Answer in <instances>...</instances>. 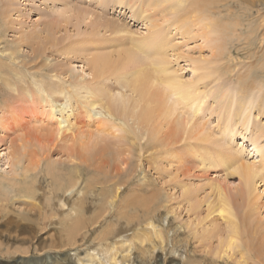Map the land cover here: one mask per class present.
Instances as JSON below:
<instances>
[{
  "label": "rangeland",
  "instance_id": "374dc122",
  "mask_svg": "<svg viewBox=\"0 0 264 264\" xmlns=\"http://www.w3.org/2000/svg\"><path fill=\"white\" fill-rule=\"evenodd\" d=\"M121 2L0 0V185L6 187L18 178L14 192L7 187L8 197H13L0 200V264H84L89 255L87 245L99 240L115 242L109 237L128 224L132 227L129 232L139 231L149 241L141 249V239L132 238L134 252L126 264H264V165L252 150L257 135L264 151V129L260 128L264 125V0H212V4L210 0H181L175 10L172 7L177 0ZM196 9H201L199 17ZM185 17L190 22L180 28ZM210 17L218 23L217 29H209ZM153 24L160 26L147 28ZM115 26L136 35L109 32ZM163 30L167 72L192 84L201 96L195 118L209 135L208 140L193 138L152 148L145 143L140 154L121 138L126 134L116 130L113 136L103 137L114 148L124 150L120 156L94 152L86 155V161L70 167L80 162L78 145L55 136V127L64 115L55 111L57 106L49 114L48 103L40 99L42 93L36 88L50 79L64 90L69 84L91 80L82 50L93 42L111 48L112 42L119 46L127 38L141 39ZM208 31L212 34L208 35ZM218 37L224 42L221 52L214 50L210 42ZM70 44L76 50L65 52ZM26 87L32 88V101L23 95ZM62 96L56 97L59 103L65 102ZM71 114L69 121L83 137L93 134L103 123L102 119L97 122L98 117L91 111L82 113L75 103ZM226 121L231 123V138L223 135ZM159 139L165 141L163 133ZM6 153L18 161L13 171L4 161ZM211 153L215 156L212 162ZM228 155L253 161L259 172L249 199L237 194L241 185L236 174H229L232 164H219V157L225 161ZM37 161L40 168L25 183L36 178V195L21 198L19 192L24 187L19 176L23 168ZM48 164L62 174L79 170L84 194L79 202L78 194H74L67 206L69 209L77 204L81 208L82 225L78 231H70V216L64 218L66 209L46 213L42 207V192L50 189L52 182L45 174ZM118 171L121 175L115 176ZM128 177L120 194L123 199L109 205L103 204L102 198L110 194V187L88 194L84 188L88 180L103 186L117 180L123 184ZM215 184L226 190L237 221L245 230L242 247L247 250L240 248L241 252L224 254L223 246L219 254L215 253L219 239L225 241L227 234L224 220L216 212H209L213 204H218ZM94 201L95 208L83 210L87 202ZM148 222L162 231V245ZM150 242L155 244L154 250Z\"/></svg>",
  "mask_w": 264,
  "mask_h": 264
},
{
  "label": "bare ground",
  "instance_id": "6f19581e",
  "mask_svg": "<svg viewBox=\"0 0 264 264\" xmlns=\"http://www.w3.org/2000/svg\"><path fill=\"white\" fill-rule=\"evenodd\" d=\"M116 1L119 3V1L121 2L122 0ZM151 2L152 0H149V4ZM180 4L181 0H177L176 3L174 2V7L172 8L175 10ZM210 4H212V0H210ZM196 12L199 17L201 9H196ZM186 19L187 17L184 18V22H180V28L183 27L184 23L190 22L186 21ZM209 19L211 22L209 29H217L218 23H214L215 21L212 17ZM156 26L159 28L160 25L153 24L151 27L147 26V28H154ZM118 27L119 26L112 27L111 30L109 29V32L111 31L112 33L117 34L123 32L128 33L129 35H136L135 33H130L132 32L130 30H124L121 29V27ZM210 32L211 31H208V35ZM111 37L112 36H110V38ZM165 38L166 33L165 30H163L150 32L141 39H136L134 37H131L130 39L127 38V40H123L122 44H119V46L118 42L116 43L117 45H115L111 41V48L106 46V44H101L102 42L98 44L93 42L88 48L82 50V58H84L85 63L89 66L90 72L88 74L91 75V80L82 84H69L67 85L66 90L59 88L52 79L42 84L37 80V82L34 81L35 83L41 84L40 89H36L39 93H42L39 96L40 99L48 103L50 109L49 114L53 113V110H55L57 106L55 111H59L61 115H64L55 127V136H59L60 141L63 138L68 140L71 139L73 144L78 145L80 162L74 163L75 160L70 159L69 162L74 163L70 165V167L86 161L87 154H93L94 152L108 156H120L124 150L114 148L113 144L103 137L104 135H112V132L116 130L120 133L124 132L126 134L125 136L121 135V138L127 139L133 148L135 147L139 150L138 153L144 148L145 143L148 147L152 148L155 146L157 147L158 145L172 146L183 140L187 142L193 138H197L201 142L208 140L209 135L204 133L205 129L200 127L201 124L199 125L196 123L195 118V114L200 110V108L198 110V103L200 104L201 102V96L197 95L195 92L196 88L192 84L180 80L178 76L172 74L170 71L167 72L166 48L162 45ZM111 39L114 40L113 37ZM119 39H122V37ZM210 42L213 44L214 50L221 52L224 42H222L220 37L211 40ZM74 50L76 49L73 48V44L68 45L64 49L65 52ZM58 51H60V49H58ZM110 81H112L114 85H111ZM6 83L7 85L12 86L10 81H6ZM8 89L12 91L10 88ZM25 89V94H23L24 97L29 96L27 99H31L32 101L33 94L30 93L32 88L29 89L26 87ZM58 96H62L64 99L66 97L65 102L63 101V103H59L56 100V97ZM245 101L246 99L244 100L243 105L245 104ZM74 103L75 105H80V111H82V113L91 111L94 116L98 117L97 122L102 119L101 122L103 123L99 122L101 124L96 127L93 134L85 135V137H83L80 133L75 132L74 128H76V126L68 119L71 117V113H73ZM58 105L61 106L59 107ZM68 110H70V113L66 112ZM246 118H248V116H246ZM39 120H41V118H38V121ZM230 127L231 123L228 122L225 126V132L223 135L231 138L233 130ZM260 128L264 129V125H261ZM65 133H67V135H65ZM161 133H163L165 141L159 139ZM142 139L143 143H140V140ZM257 139V135L254 136L252 150L259 155L261 159L259 162H261V165H264V151L262 150V147L260 149ZM210 157L212 162V158L215 156L211 153ZM219 158L221 160L219 163L220 165H223L224 163L232 164L228 167L229 174H236L241 185L237 193L238 196L240 198L243 197L249 199L255 189V180L259 175V172L255 168L256 166H254V162H247L239 155H228V158H226L227 160L225 161L224 158ZM4 161L9 167H11L12 171L14 167L18 165V161H15L14 157L9 153L5 154ZM214 165L218 166L216 164ZM39 168L40 161H37L31 167L23 168V172L21 170L22 174L19 178L22 177V186L24 187L23 191L19 192L21 198L31 199L36 195V178L31 179V182L28 185L25 183H27V178L31 174H35ZM45 171V174L51 177L52 182L49 183L51 188L44 189L42 192L43 209L45 212L56 211L58 213L59 211L61 212L66 209L67 216L65 215L64 218L70 216L69 219L72 223L69 227L70 231H78L82 225L81 208L77 204H74L73 207L70 206L71 208L69 209L67 206L69 200L74 194H78H76L77 196L75 195L77 202H79V199L84 194L83 187L79 185L81 183L79 170L75 169L74 172L62 174L60 171L56 170L53 165L48 164L45 166ZM120 175L121 172L119 171L115 174V176ZM17 179L18 178L15 177L16 182H18ZM129 180L130 177H128L123 184L119 183L118 180L116 182L109 181V183L105 182L103 186L93 183L92 180H88L84 188L86 189V194H88L91 191L96 192L97 190H103V188L108 189L110 187V194L104 195L102 198L103 204L107 203L109 205L116 200L123 199V195L120 196L121 190L125 188L124 186ZM16 182L9 183L6 187L0 185V200L8 201L13 197H8L10 193L7 187L11 186L10 188H12V191L14 192V189L16 188L15 185L18 186V183ZM19 186H21V184H19ZM214 188L216 189L218 204H213V207H211L212 209H209V212H216L218 216L224 220L227 226L226 239L224 238L225 241L219 239L218 249L215 253L219 254L222 251L226 254V252L235 250H240L241 252L240 248H243L242 246H244V241L242 242V234L245 230L240 221H237L236 213L230 205V199L227 196L226 190L224 191L218 184H215ZM56 199H59L60 201L58 202ZM125 201L127 203L133 202V200L130 201L128 199H125ZM88 202V205L83 207V210L85 208H95V201L91 203ZM120 202H122V200ZM98 223L99 222H95V224ZM147 226L162 245L164 242L162 231L153 227L149 222L147 223ZM131 228V225L128 224L126 229L117 230L113 236L109 237L110 239H116L113 240L115 242L111 241V244L107 240L95 241L96 243L92 241V244L86 246L89 255H86L85 258L87 259H83L84 264H126V262L132 258L131 256L134 252L132 249V238L138 237L141 239V242H139L141 244V249L144 247L145 241H149L148 238L140 236L139 231L133 229V234L129 232ZM94 246L96 248H93ZM223 246L225 249L218 251ZM244 248L246 249V247ZM150 249L154 250L155 244L151 243Z\"/></svg>",
  "mask_w": 264,
  "mask_h": 264
}]
</instances>
